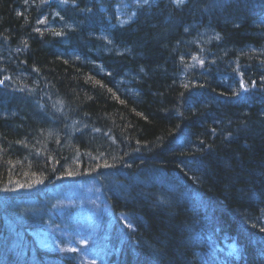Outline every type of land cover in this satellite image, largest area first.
Here are the masks:
<instances>
[{
  "label": "trees",
  "instance_id": "1",
  "mask_svg": "<svg viewBox=\"0 0 264 264\" xmlns=\"http://www.w3.org/2000/svg\"><path fill=\"white\" fill-rule=\"evenodd\" d=\"M174 1L0 0V181L50 175L0 204V264L17 239L29 264L93 251L105 264H264V0ZM88 151L108 174L72 161ZM138 155L139 175H113ZM89 179L105 211L91 247L69 246L52 194ZM18 199L32 209L4 215ZM220 211L248 229L241 240Z\"/></svg>",
  "mask_w": 264,
  "mask_h": 264
},
{
  "label": "bare ground",
  "instance_id": "2",
  "mask_svg": "<svg viewBox=\"0 0 264 264\" xmlns=\"http://www.w3.org/2000/svg\"><path fill=\"white\" fill-rule=\"evenodd\" d=\"M175 4L176 5H179L180 2H177V3L175 2ZM71 10L74 11L75 10L74 7H72ZM115 15L123 18L121 20V21L124 22L123 25H125V23H127V20H125V18H124L125 15L124 16H122L121 14H119V15L118 14H115ZM63 24H65V23H63ZM66 30L69 31L70 28L67 27ZM101 30H102V33L103 34L106 33L105 28L104 29H101ZM8 101H11V100H7V102ZM187 150L184 149L180 154L178 153V156H177V159L178 160L175 162V164H178V163L181 164V163H183L184 156H187V154H189V152H190V151H187ZM77 152H80V150L78 149L76 151V153ZM89 153H90V151L84 153V154H86L85 156L79 154L78 157L77 158H74V160H72V161H75L76 164H81L83 166H92V169L93 170H99V171L96 172L97 173L96 175L98 177L99 176H102V175L108 174L109 171L107 169H104L105 162L104 161H101L100 159L99 160H95L94 158H92V157L89 156ZM146 162H148L147 156H145V155L144 156L138 155V159L131 161L130 166H128V165H121V164H119L117 166L116 165L112 166L113 171L114 170L116 171V173H114L113 175L117 179H121V177L122 178H125V177L129 178V177L134 176V175H139L142 172V170L144 169L143 167L145 165H147V164H145ZM123 168H125V169H123ZM77 169L83 171L81 167H80V169H79V167ZM139 169H141V170H139ZM137 170H139V171H137ZM16 173H18V171H16ZM83 176H84V174H83ZM49 178H50V175L49 176H46L44 173H42L40 171H35V172H28L27 174L23 175L22 177H14V179L7 178L6 180H4V183L2 181H0V204L6 202L8 200H10L9 198H12L13 199L15 197H18V196H15L14 193L13 194L11 193V192L17 191V188L15 187L16 184H14V183H20L23 188L26 187L32 193L36 194V187L39 189L38 184L39 185H42V186L48 185L49 182H47V179H49ZM110 179L111 178H107L108 181H110ZM104 181L106 182V179H104ZM111 183L113 185L119 184L117 181H114V182L112 181ZM259 183H260V186L264 189V180L259 181ZM118 188L119 189L123 188V185H119ZM263 194H264V191H263ZM231 199L236 202V200H235L236 198L235 197L232 196ZM209 201H210V199L208 198L207 204L204 206V209H203V216L207 220V222L205 221L206 222L205 223V228L211 229L210 227H211V224H212V221H213V218H214L213 217L214 213H213V210L211 209L212 205H208V204H210ZM211 201L215 202V199L212 198ZM246 202H247V199L244 198L243 203L246 204ZM213 206H214V204H213ZM102 208H103V206H102ZM15 209L18 212V214H16V217L18 219H20V215L19 214L21 212H23V211L21 209L20 210L17 209L16 207L13 208L9 204L4 209V215L6 213L7 214L13 213L15 215V212H14ZM103 210L105 211V209H103ZM134 211L135 210L130 209L129 212L130 213H133ZM216 216H217V218H216L217 227L220 230H230L231 229L230 234L236 235L237 238H239L240 240L243 238V236L245 235L246 231L248 230L247 228H245V227H243L241 225L235 226V223H234L233 219L230 216L229 217L225 216V214L222 211H220L219 214H216ZM12 218H14V216H12L11 218H9V220L12 219ZM190 220H191V218H190ZM6 221H8V220H6ZM19 222L22 224V220H19ZM203 226H204V223H203ZM72 227L73 226H71L70 229ZM70 229H68V230H70ZM122 243H123V246L124 245L126 246V244H127L126 241H124ZM260 243H261L260 246L263 249L264 248V239H262L260 241ZM11 244H12V242H10V245ZM20 244H21V241H19L17 239L11 245L14 250H17L16 251V254L18 252V248H20V251L18 252L17 257H13L12 255H10V253H5L6 251L5 252H2V256L5 257V258H8V261H9L10 264H29V257H30V259H33L34 258L32 256L27 257V255L24 253V251L20 247ZM89 245L91 247L93 244L92 243H89ZM128 247H129L130 251L134 248V246L131 245V244H129ZM248 250L251 251V252L248 253L245 250V248H244V251H243V254H242V258L243 259H248V260L250 259L251 261H253V260H258L259 257L261 256V253H260L261 250L258 251V250H256V248H254L252 250H250L248 248ZM63 259H64V257H63ZM153 262H158V257H154V261L152 260L151 263H153Z\"/></svg>",
  "mask_w": 264,
  "mask_h": 264
},
{
  "label": "rangeland",
  "instance_id": "3",
  "mask_svg": "<svg viewBox=\"0 0 264 264\" xmlns=\"http://www.w3.org/2000/svg\"><path fill=\"white\" fill-rule=\"evenodd\" d=\"M136 180H140V179L138 178ZM90 182L93 181L89 179V180L79 181L78 182L79 184L68 183L63 185L65 190L72 191L71 195H68V197H61L62 192H60V189L55 190L54 193L52 194V196L55 199H57L53 205L61 203L57 209V213L59 214L58 216L65 223H71L70 227L73 226L71 229L69 227L68 229L70 230H67V232L64 233L66 236L64 242H66L69 246H76L75 241L78 244L88 243L90 238L94 236L93 227L95 223L92 222V220L95 216L101 215L102 213V211L97 209V206L94 201L95 198L92 194V192L95 191L96 188H98L97 187L98 180H95L92 183V185L96 186L95 189H92L91 187L90 188L87 187V184H89ZM76 184L78 185L75 186ZM121 184L123 185V183ZM121 184H115V185H121ZM74 201L77 202V204L74 203L71 207V205H69V202H74ZM12 205L14 208L16 207L19 210L21 209L23 213L26 211H30L32 209L28 203L25 204L19 199L15 203H12ZM77 205L78 206L80 205V207H76ZM80 211H83L84 215L83 218H80L78 222L76 216L80 214ZM61 232L62 230L59 231V233ZM55 241L56 242L58 241L56 237H55ZM85 255L88 264H103V262H101V260L99 259V255L95 254V252L85 253Z\"/></svg>",
  "mask_w": 264,
  "mask_h": 264
}]
</instances>
